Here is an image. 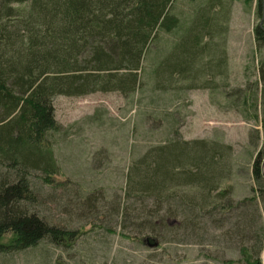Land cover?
I'll use <instances>...</instances> for the list:
<instances>
[{"label": "rangeland", "instance_id": "1", "mask_svg": "<svg viewBox=\"0 0 264 264\" xmlns=\"http://www.w3.org/2000/svg\"><path fill=\"white\" fill-rule=\"evenodd\" d=\"M224 1L222 30L197 42L204 49L197 58L191 59L180 43L194 9L205 0H176L173 11L180 24L171 33L162 32L150 47L133 93L55 97L61 127L51 132L49 144L56 173L46 183L35 172L36 201L24 205L77 236L17 249L8 235L0 264H245L242 242L259 250L264 215L256 200L259 184L252 163L264 146L259 77L264 48L255 38L262 16L259 0ZM220 7L211 11L215 14ZM179 58L191 62L184 72L188 78L166 68L169 60ZM219 59L222 65L216 71L213 65ZM174 145L192 156L183 161L185 170L176 167L168 183L159 185L164 195H171L161 207L139 179L148 173L156 147ZM202 145L208 148L206 159L213 151L209 147H220L214 171L203 170L205 188L179 176L195 171L192 160ZM223 145L232 150L225 153ZM168 208L192 216L189 228H175L179 218L174 215L165 227L162 216ZM151 239L158 244L151 245Z\"/></svg>", "mask_w": 264, "mask_h": 264}, {"label": "trees", "instance_id": "2", "mask_svg": "<svg viewBox=\"0 0 264 264\" xmlns=\"http://www.w3.org/2000/svg\"><path fill=\"white\" fill-rule=\"evenodd\" d=\"M175 1L0 0V253L8 248L4 243L8 235L13 236L17 249H27L47 239L60 244L76 238V231L54 225L25 206L36 201L35 172L46 183L56 173L49 137L61 125L56 118L54 99L59 95L84 96L98 91L133 93L139 87V73L150 47L162 32L171 33L180 24V17L173 11ZM224 2L205 0L194 9L192 23L180 43L191 59L204 53L203 47L197 46L204 35L215 38L222 30L219 21L226 15ZM219 5L220 11L214 14L211 10ZM257 11L262 16V0ZM255 38L258 47L264 48V28L260 24L255 28ZM187 60H169L166 68L188 78L184 72L191 62ZM221 65L219 59L213 69L217 71ZM120 70L126 73L118 74ZM259 77L264 103V59ZM204 147L197 148L192 160L196 162L195 171L192 168L188 175L179 176L189 184L205 188L208 186L204 184L207 179L203 170H213L215 151L220 147H209L213 151L208 159L205 153L208 148ZM156 148L148 173L139 182L162 202V207L171 201V195H164L159 185L168 183L173 170L191 159V152L180 150L177 145ZM223 148L225 153L232 150L230 145ZM263 161L264 146L252 163L253 177L259 184L256 200L261 215H264ZM221 194L227 196L225 192ZM185 204L189 201L185 200ZM169 208L162 216L163 225L168 228L166 220L174 215L179 218L173 223H177L175 228L185 225L189 228L187 222L192 221V216L172 213ZM261 230L258 251L241 239L240 253L245 264H264V224Z\"/></svg>", "mask_w": 264, "mask_h": 264}, {"label": "water", "instance_id": "3", "mask_svg": "<svg viewBox=\"0 0 264 264\" xmlns=\"http://www.w3.org/2000/svg\"><path fill=\"white\" fill-rule=\"evenodd\" d=\"M262 5H263V14H262V19H261L260 26L262 28H264V0H262ZM262 173H263V176H264V161H263V164H262ZM149 240H150V238L148 239V241ZM151 242H152V243H150L151 245H157L158 244V242L156 240H154V239H151Z\"/></svg>", "mask_w": 264, "mask_h": 264}]
</instances>
